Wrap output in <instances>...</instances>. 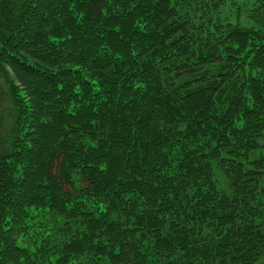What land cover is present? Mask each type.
I'll return each instance as SVG.
<instances>
[{"label":"trees","instance_id":"1","mask_svg":"<svg viewBox=\"0 0 264 264\" xmlns=\"http://www.w3.org/2000/svg\"><path fill=\"white\" fill-rule=\"evenodd\" d=\"M0 71V264H257L264 0H0Z\"/></svg>","mask_w":264,"mask_h":264},{"label":"rangeland","instance_id":"2","mask_svg":"<svg viewBox=\"0 0 264 264\" xmlns=\"http://www.w3.org/2000/svg\"><path fill=\"white\" fill-rule=\"evenodd\" d=\"M247 5L242 9V12L240 13V17L247 16L249 19L250 11L249 9H246ZM8 81L6 77H4V74L0 71V151L3 149V147H6L8 145L9 139H10V131L12 127L11 120H14L15 113L11 106V99L8 94ZM8 147V146H7ZM72 171L69 173L70 179L74 182L76 187L79 185V179L81 177V171L80 169H77V167H74L73 169L70 168ZM217 176L219 177L218 183L221 188L227 187V182L225 181L224 177L222 176L221 172L217 170ZM89 200L85 199L82 201V205H89L92 204L94 201L88 198ZM72 202H69L71 204ZM68 204V205H69ZM73 206L78 205V203L73 202ZM86 264H90L86 260ZM257 264H264V252L261 255V257L258 259Z\"/></svg>","mask_w":264,"mask_h":264}]
</instances>
